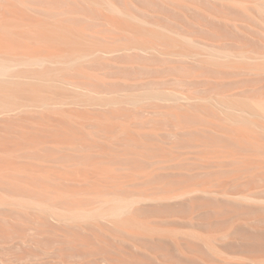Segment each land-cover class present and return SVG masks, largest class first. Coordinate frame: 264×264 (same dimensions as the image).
I'll return each instance as SVG.
<instances>
[{
	"label": "rangeland",
	"instance_id": "374dc122",
	"mask_svg": "<svg viewBox=\"0 0 264 264\" xmlns=\"http://www.w3.org/2000/svg\"><path fill=\"white\" fill-rule=\"evenodd\" d=\"M1 55L0 264H264V0H0Z\"/></svg>",
	"mask_w": 264,
	"mask_h": 264
},
{
	"label": "bare ground",
	"instance_id": "6f19581e",
	"mask_svg": "<svg viewBox=\"0 0 264 264\" xmlns=\"http://www.w3.org/2000/svg\"><path fill=\"white\" fill-rule=\"evenodd\" d=\"M2 56V55H1ZM0 56V80H1V83L5 80H7V78H9V80L12 78L13 79V77H9L8 75H10L11 76V74H8V73H10V71L9 70H11V69H13V68H15V67H18L19 65H22V64H31V63H33V64H45L46 62H48L50 59H48L47 57H31L32 59H29L28 61H24V62H20V59H16V58H13V59H6V58H4L3 56L1 57ZM51 62V61H50ZM18 65V66H17ZM14 70V69H13ZM12 71V70H11ZM4 76H8L7 78H5ZM3 80V81H2ZM14 81H15V79H13ZM4 81V82H5ZM14 81H11V82H14ZM8 82V81H7ZM6 82V83H7ZM9 84V83H8ZM2 86V85H1ZM12 109H9L8 111H10V112H12L11 111ZM5 111H7V109L5 110ZM7 111V113H9ZM245 112H247V114L249 113L250 115L251 114H253L251 111H249V110H246ZM244 112V113H245ZM257 112V111H256ZM6 113V112H5ZM10 114V113H9ZM257 114H259L260 116H262V117H264V110H263V113H259V112H257Z\"/></svg>",
	"mask_w": 264,
	"mask_h": 264
}]
</instances>
